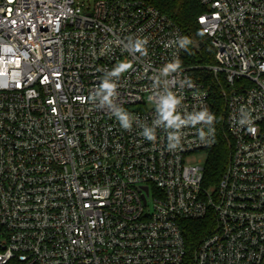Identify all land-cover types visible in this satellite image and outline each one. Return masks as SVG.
I'll return each instance as SVG.
<instances>
[{"label":"built area","instance_id":"2783aa9c","mask_svg":"<svg viewBox=\"0 0 264 264\" xmlns=\"http://www.w3.org/2000/svg\"><path fill=\"white\" fill-rule=\"evenodd\" d=\"M198 1L222 116L183 65L182 29L145 1L0 0V264H264V0ZM123 61L113 102L141 124L164 79L181 115L207 109L212 123L183 126L171 149V129H123L96 96Z\"/></svg>","mask_w":264,"mask_h":264},{"label":"trees","instance_id":"16d2710c","mask_svg":"<svg viewBox=\"0 0 264 264\" xmlns=\"http://www.w3.org/2000/svg\"><path fill=\"white\" fill-rule=\"evenodd\" d=\"M170 17L183 31L188 39L183 65L191 68V75L201 81L210 91V100L215 111L222 116L224 100L221 89L214 78L205 70L206 66L215 63L214 52L209 39L201 32L197 18L203 13L198 0H143ZM202 42V46L196 48ZM229 159V150L224 142L213 149L207 159V173L210 181L219 180ZM188 228V235L193 243L206 233L205 223L196 222Z\"/></svg>","mask_w":264,"mask_h":264},{"label":"clouds","instance_id":"9594fccd","mask_svg":"<svg viewBox=\"0 0 264 264\" xmlns=\"http://www.w3.org/2000/svg\"><path fill=\"white\" fill-rule=\"evenodd\" d=\"M146 41L136 40L128 45L130 51H143V44ZM189 43L187 38H181L179 40V45L181 47H186ZM132 67L130 62L123 61L119 63L111 72L105 74V78L97 90L96 96L100 100L101 105H107L109 109L115 114L120 122V125L125 130H131L133 122H135L143 127V136L148 140H155V130L157 127H162L166 130L171 129L173 131L168 132V147L175 148L180 143V133L179 130L185 125H195L200 122L205 124H211L213 121V116L210 115L207 109L200 112L184 113L181 115L178 112V108L181 105L182 97L178 96L176 93L170 90V85H173L175 81H169L167 79L163 80V91H160L155 97V112L156 118L152 122V126L147 124H141L138 117L133 118L130 113L124 111L120 106L113 102V97L116 95L117 84L113 82L112 77H120L121 74L126 72ZM181 68V61L179 59L174 60L166 64L160 71L162 77L167 78L172 72H175ZM188 83L189 87H192L190 81H185ZM182 86L184 82H181ZM161 81H157V85H160ZM150 99H153L150 97ZM250 131H255L254 128H250ZM204 133L201 132L203 137Z\"/></svg>","mask_w":264,"mask_h":264},{"label":"water","instance_id":"95a60500","mask_svg":"<svg viewBox=\"0 0 264 264\" xmlns=\"http://www.w3.org/2000/svg\"><path fill=\"white\" fill-rule=\"evenodd\" d=\"M201 46H202V42H200V43L196 46V48L201 47Z\"/></svg>","mask_w":264,"mask_h":264},{"label":"rangeland","instance_id":"374dc122","mask_svg":"<svg viewBox=\"0 0 264 264\" xmlns=\"http://www.w3.org/2000/svg\"><path fill=\"white\" fill-rule=\"evenodd\" d=\"M201 158H202V156H201Z\"/></svg>","mask_w":264,"mask_h":264}]
</instances>
